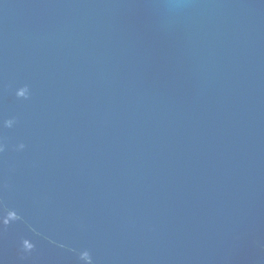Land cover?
Returning a JSON list of instances; mask_svg holds the SVG:
<instances>
[{
	"label": "water",
	"instance_id": "95a60500",
	"mask_svg": "<svg viewBox=\"0 0 264 264\" xmlns=\"http://www.w3.org/2000/svg\"><path fill=\"white\" fill-rule=\"evenodd\" d=\"M0 264H264V0H0Z\"/></svg>",
	"mask_w": 264,
	"mask_h": 264
}]
</instances>
